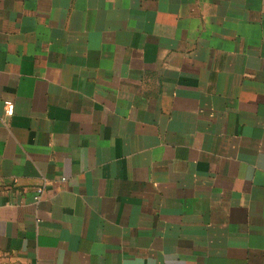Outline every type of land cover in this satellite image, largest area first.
Masks as SVG:
<instances>
[{
	"label": "crops",
	"instance_id": "crops-1",
	"mask_svg": "<svg viewBox=\"0 0 264 264\" xmlns=\"http://www.w3.org/2000/svg\"><path fill=\"white\" fill-rule=\"evenodd\" d=\"M0 264H264V0H0Z\"/></svg>",
	"mask_w": 264,
	"mask_h": 264
},
{
	"label": "built area",
	"instance_id": "built-area-1",
	"mask_svg": "<svg viewBox=\"0 0 264 264\" xmlns=\"http://www.w3.org/2000/svg\"><path fill=\"white\" fill-rule=\"evenodd\" d=\"M3 105L5 109V114L7 116H12L14 113V103L10 99L3 100ZM42 193V188H37V191L34 195V201L37 202L40 199V195Z\"/></svg>",
	"mask_w": 264,
	"mask_h": 264
}]
</instances>
